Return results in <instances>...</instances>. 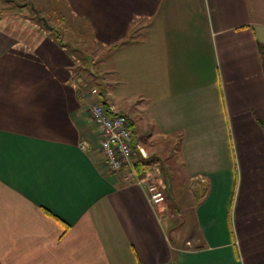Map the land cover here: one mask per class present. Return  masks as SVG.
<instances>
[{
    "label": "crops",
    "instance_id": "obj_1",
    "mask_svg": "<svg viewBox=\"0 0 264 264\" xmlns=\"http://www.w3.org/2000/svg\"><path fill=\"white\" fill-rule=\"evenodd\" d=\"M59 1L70 38L115 47L124 67L146 63L155 94L138 122L101 92L150 157L161 155L155 135L174 141L155 166L168 199L153 204L146 186L107 168L96 97L78 74L85 54L35 1L37 19L5 12L0 264H264V0Z\"/></svg>",
    "mask_w": 264,
    "mask_h": 264
},
{
    "label": "rangeland",
    "instance_id": "obj_2",
    "mask_svg": "<svg viewBox=\"0 0 264 264\" xmlns=\"http://www.w3.org/2000/svg\"><path fill=\"white\" fill-rule=\"evenodd\" d=\"M34 1L39 4L38 8L42 9L43 13L47 14L48 20L52 19L53 22H49L50 25H55V24L58 25L60 27L61 32L64 33L65 27L68 26V24L62 22L60 19L61 17L59 18L58 16L60 15V11H61V8L59 6V2H60L59 0H50L47 5L49 7L44 6L42 0H32V1L31 0H0V15H2L5 12H24L29 16H33V18L37 19V16L39 17L42 16L43 14L42 13H41L42 15L39 14L40 10L35 7ZM25 5H27L26 8H24ZM55 5L57 6L55 7ZM41 25L42 26L44 25L43 22L41 23ZM67 34L66 32L64 34L66 37L65 41H69L71 42L72 45L78 46V49H80L81 54L83 53L85 54V57L84 56L81 57L82 58L81 61L86 68V72L79 70L78 74L80 76V83L82 82L81 87L84 90V92H87L88 99H93V97L89 96L91 88L97 87L102 92H105V88L108 87L109 91L114 93V95L104 96L105 100L110 104L116 103L118 107L124 109L125 112L129 114L131 113L135 118V121L138 122L139 120L136 119V115L133 114L135 112L134 110L137 109L139 113H141V111L142 112L145 111L147 101H149L148 96L151 95L152 98H154V94H155L154 92H151L152 94L149 93L147 89L148 72L146 68V63H143L144 62L143 60L139 61L140 71H137L136 68L135 69L132 68L134 66L135 67L138 66V64L134 65L131 61L127 62V64L124 67L123 61H120L116 57L114 51L115 47L111 48L113 50L110 49L108 50L106 48L102 50L97 46L98 43L96 44V42L93 39H75V38H70L69 34L68 35ZM136 72L140 74H136V76H133L134 73ZM94 73L96 76L94 75ZM97 73L98 74L100 73V75L98 76ZM219 95L221 97L222 94ZM104 98H102V100H104ZM144 123H146L145 126H149L147 119H142V126L144 125ZM92 126H94V128L96 129L97 125L96 123L93 122ZM151 132H154V130L151 129ZM141 134L143 135L142 131ZM173 142H174L173 140H170V142H166L163 139V137L158 134L153 137V140L151 142V144L153 145L152 148L158 149L156 150L155 153L157 154V157L161 154L160 158H153L155 159V161H157L156 163L160 162L159 163L160 165H158L159 167L160 166L162 167L163 165V162L161 161L163 160L162 156L164 157L166 156L165 157L166 159L171 153L170 151L167 150L164 151L163 149L167 148L166 146L167 143L172 144ZM138 150L139 149H137L135 152L136 155L134 156V160H136L140 156L146 157V155H144L140 150L138 152ZM146 154H147L146 158H152L150 157L152 155L150 151L149 152L146 151ZM180 169H182V174H183L182 176L181 175L180 176L181 179H183L182 181H184L183 185L181 186H183L184 188H188V186L190 185V181L188 180L187 175L183 172L184 167L182 166V164L180 165ZM157 170L160 171L159 176L162 178V174H163L162 169L157 168ZM125 172H123V175H125ZM173 175L177 177V173H173L171 176L173 177ZM168 178L171 179L169 175ZM167 181L164 180V183L162 181V186L164 187L165 191L168 193ZM176 193H177V187L172 190V195L175 196ZM165 203H167V201Z\"/></svg>",
    "mask_w": 264,
    "mask_h": 264
},
{
    "label": "built area",
    "instance_id": "obj_3",
    "mask_svg": "<svg viewBox=\"0 0 264 264\" xmlns=\"http://www.w3.org/2000/svg\"><path fill=\"white\" fill-rule=\"evenodd\" d=\"M90 94L96 97L89 107L90 116L100 133V150L104 155L107 168L113 172L124 171L122 179L127 183L146 186L150 201L155 205L167 201V192L162 186V178L156 168L140 173L134 164L137 148L147 157L145 150L139 147L135 139L130 117L102 100V92L91 88Z\"/></svg>",
    "mask_w": 264,
    "mask_h": 264
},
{
    "label": "trees",
    "instance_id": "obj_4",
    "mask_svg": "<svg viewBox=\"0 0 264 264\" xmlns=\"http://www.w3.org/2000/svg\"><path fill=\"white\" fill-rule=\"evenodd\" d=\"M260 51H261V54H262L263 59H264V45L263 44H260ZM138 152H139V150H138ZM156 162L157 161H155V159H153V158H146L143 156H140L136 160H134V164L140 173H145L149 169H152L153 167H155Z\"/></svg>",
    "mask_w": 264,
    "mask_h": 264
},
{
    "label": "water",
    "instance_id": "obj_5",
    "mask_svg": "<svg viewBox=\"0 0 264 264\" xmlns=\"http://www.w3.org/2000/svg\"><path fill=\"white\" fill-rule=\"evenodd\" d=\"M42 20L44 21V24L50 28V29H54V27L52 25H50V23L48 22L47 18L45 16L41 17Z\"/></svg>",
    "mask_w": 264,
    "mask_h": 264
}]
</instances>
